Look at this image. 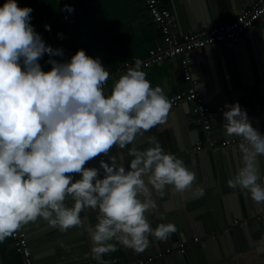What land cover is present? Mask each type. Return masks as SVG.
I'll return each mask as SVG.
<instances>
[{"label": "clouds", "instance_id": "1", "mask_svg": "<svg viewBox=\"0 0 264 264\" xmlns=\"http://www.w3.org/2000/svg\"><path fill=\"white\" fill-rule=\"evenodd\" d=\"M61 11L75 9L65 4ZM32 12L17 0L0 7V243L38 219L60 232L84 228L86 209L98 210V223L88 231L99 264H107L102 257L116 252L117 243L139 255L149 248L150 236L166 242L177 229L171 222L151 227L153 191L183 194L196 177L157 135L145 136L172 127V101L164 87H153L137 60L106 95L110 73L101 61L83 49L65 62L52 59L64 50L47 45L35 31ZM45 54L49 71L39 63ZM224 108L225 134L241 140L240 166L227 186L245 189L254 203L264 204V135L238 101ZM138 136L145 137L143 150L135 144ZM114 147L124 152L110 155ZM102 156L108 159L101 158L99 167L86 166ZM125 156L131 158L127 170ZM195 194L202 197L204 189L197 186Z\"/></svg>", "mask_w": 264, "mask_h": 264}, {"label": "water", "instance_id": "2", "mask_svg": "<svg viewBox=\"0 0 264 264\" xmlns=\"http://www.w3.org/2000/svg\"><path fill=\"white\" fill-rule=\"evenodd\" d=\"M237 1L238 8H242L240 13L256 2ZM175 3L178 37L211 28L206 24L205 1L176 0ZM202 53L203 62L198 52L192 53V73L199 83L197 90L214 111L212 128L215 131L209 132V137L201 123L189 118L190 105L186 104L172 107L171 128L162 133L155 128L145 133V136L157 135L165 150L182 159L194 171L196 179L193 188L183 194L166 188L165 194L158 196L153 191L157 208L152 214H146L151 227L171 222L177 230L166 242L150 236L149 248L139 255L125 248L128 250L126 255L136 262L154 257L169 246L178 248L180 245H185L186 249L177 255L179 264H236V258L248 250L256 249L257 255L264 254V218H260L264 214V204L254 203L245 189L227 186V180L240 166L238 145L215 150L205 143L207 139L216 144L240 139L225 134L223 115L216 112L219 108L226 110V104L237 101L247 111L252 126L264 134V27L259 21L240 39L209 46ZM176 60L180 63L181 57ZM182 83L186 87L181 92H185L188 86L184 81ZM144 139V136L135 139L141 150L146 147ZM198 143H205L204 149L194 150ZM123 152L114 147L110 155ZM101 158L108 159L107 156L94 158L92 166L99 167ZM130 159L126 156L123 159L126 170ZM259 161L264 174V156L259 157ZM197 186L204 189L202 197L195 194ZM72 203L70 198L66 200L68 206ZM97 215L98 210L86 209L81 214L85 227L71 228L67 232L49 231L43 219L26 225L28 233L41 236L37 235L31 242L36 264H95L97 260L91 254L88 229H94L98 223ZM235 221L240 224L235 226ZM195 238L199 241L195 242Z\"/></svg>", "mask_w": 264, "mask_h": 264}, {"label": "crops", "instance_id": "3", "mask_svg": "<svg viewBox=\"0 0 264 264\" xmlns=\"http://www.w3.org/2000/svg\"><path fill=\"white\" fill-rule=\"evenodd\" d=\"M164 1L176 19V0ZM202 1L206 2V24H210L211 27L232 22L242 9L240 6L238 8L237 0ZM5 2L6 0H0V7ZM17 3L20 7L29 6L33 9L31 24L46 44L64 50L63 57H51L52 59L65 62L70 60L78 50L83 49L87 55L101 61L110 73L104 89L106 95L110 94L120 75L125 73L117 71L121 64L134 58L145 59L150 49L162 39L159 29L151 19L142 0H17ZM65 4L74 7L75 11L73 13L61 11ZM176 23L178 26L177 20ZM261 23L264 27V20ZM46 24L51 26L50 31L45 30ZM59 33L63 34V38L58 36ZM203 54L199 53L202 62L205 61L202 58ZM49 58V55L45 54L39 61L45 71L51 70V65L46 63ZM142 70L146 72V78L153 87L156 85L164 87L168 97L181 92L186 87L182 83L180 63L176 59L167 60L160 65H153ZM189 118L196 121L191 106ZM212 126H214L213 123ZM214 131L215 129L212 128L210 133ZM210 133H207L208 136ZM86 166L93 167L92 162ZM27 230L29 231L28 228ZM48 230L53 231L54 229L48 227ZM29 235L32 242L38 234L29 233ZM113 243L117 242L113 241ZM117 249L116 252L104 255L102 260L107 264L136 262L134 258L126 255L128 250L119 243H117ZM178 259L177 255H169L156 264H179ZM235 263L261 264L264 263V254L257 255L256 249L248 250L247 253L240 254ZM0 264H23L22 257L15 251L11 237L0 243Z\"/></svg>", "mask_w": 264, "mask_h": 264}, {"label": "built area", "instance_id": "4", "mask_svg": "<svg viewBox=\"0 0 264 264\" xmlns=\"http://www.w3.org/2000/svg\"><path fill=\"white\" fill-rule=\"evenodd\" d=\"M142 3L154 24L159 29L162 39L150 49L145 59L139 60L138 58H134L133 60L124 62L117 69L118 73L126 72L128 68L134 67L137 60L141 61L143 69L153 65H160L167 60L181 57V78L188 86V89L185 92L174 94L169 97V99L172 101V107L186 104L190 105L195 119L203 125V130L209 133L212 129V116L214 111L204 102L201 93L197 90L199 83L198 80L193 77L192 73V53H202L209 46L240 39L244 34L250 31L257 22L264 19V0H256L250 8L240 13L230 23L206 28L201 31L190 32L180 37H178L179 29L175 16L167 7L164 0H142ZM222 110L223 108H219L216 112L221 113ZM205 143L210 149L218 150L239 145L241 140L233 139L230 141H222L221 144H216V142L207 139ZM205 143H198L194 150L204 149ZM260 218H264V214H262ZM239 224V221H235L234 223L235 226ZM11 239L15 251L22 257L23 264H36L26 226L18 230ZM194 241L198 242L199 240L195 238ZM185 249V245H180L178 248H168L154 257L140 259L130 264H156L159 260L169 255H179L183 253Z\"/></svg>", "mask_w": 264, "mask_h": 264}]
</instances>
